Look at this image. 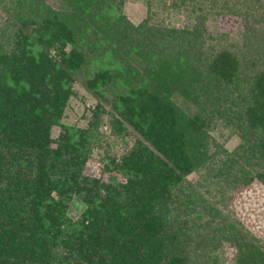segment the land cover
<instances>
[{
  "label": "trees",
  "instance_id": "16d2710c",
  "mask_svg": "<svg viewBox=\"0 0 264 264\" xmlns=\"http://www.w3.org/2000/svg\"><path fill=\"white\" fill-rule=\"evenodd\" d=\"M145 2L134 26L124 0H0V264H223L222 243L264 264L225 204L264 186V0ZM76 82L97 101L84 127L62 123Z\"/></svg>",
  "mask_w": 264,
  "mask_h": 264
},
{
  "label": "rangeland",
  "instance_id": "374dc122",
  "mask_svg": "<svg viewBox=\"0 0 264 264\" xmlns=\"http://www.w3.org/2000/svg\"><path fill=\"white\" fill-rule=\"evenodd\" d=\"M170 2V1H169ZM168 2V3H169ZM123 15L132 23L137 26L141 22L147 19V5L145 0H124L121 7ZM152 9L157 11L158 18L155 20H162L163 24L170 25L171 22H175V18L169 19V14L159 10L160 7L154 3ZM0 13H2L0 11ZM172 15V14H171ZM173 16V15H172ZM3 18V16H1ZM177 17V16H176ZM184 22L183 15L179 16V25ZM208 32L217 38L219 34H227L230 36L228 41H239L241 32L244 29V23L239 17L222 15L220 17L213 18L211 15L206 21ZM93 66V65H92ZM92 66L89 65L87 68L92 72ZM84 76L81 77V81ZM73 90L75 95L69 100L67 108L62 119V123L68 126L84 127L87 120L91 117L93 109L97 105V101L93 99L90 94L85 90L81 83L76 82ZM180 103V101H178ZM106 108L108 105L104 104ZM59 128H53V134L57 135ZM222 132V131H221ZM224 130V137L220 136V128L218 127L215 131H210L209 135L214 138L217 143L223 145L228 151L233 150L239 143V137L235 135H229ZM111 154L114 158L118 159L121 152L118 149H114ZM102 164L96 159L95 153L91 160L87 163L85 173L87 175L94 174L100 175V169ZM116 176L118 181H123L120 175L112 174ZM111 175V176H112ZM109 175H103V179L108 180ZM188 180L192 183L201 182L198 174H192L188 177ZM230 194V193H229ZM231 198L227 200L226 208L252 235L259 239L264 238V186L258 182H253L247 187L238 188L231 192ZM79 208L71 206L70 215L76 218L78 215ZM217 255L220 258V263L232 264L234 249L226 243L220 244L217 251ZM212 254V253H210Z\"/></svg>",
  "mask_w": 264,
  "mask_h": 264
}]
</instances>
